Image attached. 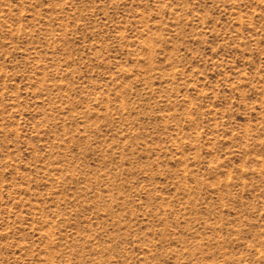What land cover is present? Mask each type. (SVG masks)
Instances as JSON below:
<instances>
[{
  "label": "rangeland",
  "instance_id": "374dc122",
  "mask_svg": "<svg viewBox=\"0 0 264 264\" xmlns=\"http://www.w3.org/2000/svg\"><path fill=\"white\" fill-rule=\"evenodd\" d=\"M0 264H264V0H0Z\"/></svg>",
  "mask_w": 264,
  "mask_h": 264
}]
</instances>
